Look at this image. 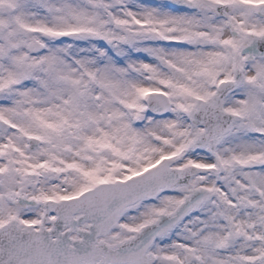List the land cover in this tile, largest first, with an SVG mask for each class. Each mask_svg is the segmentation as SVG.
<instances>
[{
    "label": "snow or ice",
    "instance_id": "snow-or-ice-1",
    "mask_svg": "<svg viewBox=\"0 0 264 264\" xmlns=\"http://www.w3.org/2000/svg\"><path fill=\"white\" fill-rule=\"evenodd\" d=\"M0 264H264V0H0Z\"/></svg>",
    "mask_w": 264,
    "mask_h": 264
}]
</instances>
